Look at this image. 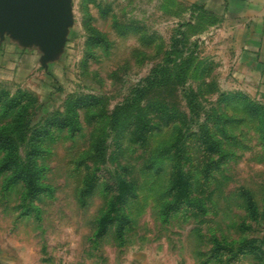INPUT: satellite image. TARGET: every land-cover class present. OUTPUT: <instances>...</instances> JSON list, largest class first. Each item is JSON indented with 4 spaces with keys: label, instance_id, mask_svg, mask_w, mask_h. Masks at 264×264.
<instances>
[{
    "label": "rangeland",
    "instance_id": "obj_1",
    "mask_svg": "<svg viewBox=\"0 0 264 264\" xmlns=\"http://www.w3.org/2000/svg\"><path fill=\"white\" fill-rule=\"evenodd\" d=\"M218 10L73 0L46 63L0 36V127L29 125L40 174L0 151V264H264V46Z\"/></svg>",
    "mask_w": 264,
    "mask_h": 264
},
{
    "label": "water",
    "instance_id": "obj_2",
    "mask_svg": "<svg viewBox=\"0 0 264 264\" xmlns=\"http://www.w3.org/2000/svg\"><path fill=\"white\" fill-rule=\"evenodd\" d=\"M73 0H0V36L38 45L44 63L62 49L73 24Z\"/></svg>",
    "mask_w": 264,
    "mask_h": 264
},
{
    "label": "trees",
    "instance_id": "obj_3",
    "mask_svg": "<svg viewBox=\"0 0 264 264\" xmlns=\"http://www.w3.org/2000/svg\"><path fill=\"white\" fill-rule=\"evenodd\" d=\"M156 73L157 72L155 71L153 75ZM150 80V78L147 80L148 83H150ZM145 85L147 86H141L137 90H135V96L133 97V100L131 102H128L125 106L121 107L117 112L113 114V126L118 123L123 114L132 112L129 110L134 108L140 109L146 90L155 86L154 83H150L149 87L147 83ZM191 109L194 108L191 106ZM30 132L31 131H29L28 124H23L20 122L18 123V121H15L10 125H4L3 127H0V151L5 152L1 167L2 171H8L12 174L14 181L23 183L28 190L35 192L37 190L38 179H40V174L37 171V156H28L26 160H24V162L22 161V158L20 156L21 145L25 143ZM35 153L37 154V150H35ZM97 154L100 159L103 158L104 151L99 147V145L97 147ZM121 223L123 228L124 222ZM122 228H120L121 231L124 230Z\"/></svg>",
    "mask_w": 264,
    "mask_h": 264
},
{
    "label": "crops",
    "instance_id": "obj_4",
    "mask_svg": "<svg viewBox=\"0 0 264 264\" xmlns=\"http://www.w3.org/2000/svg\"><path fill=\"white\" fill-rule=\"evenodd\" d=\"M211 3L219 7L227 23H232L226 28L245 31L249 40L255 39V45L261 41L264 46V0H211Z\"/></svg>",
    "mask_w": 264,
    "mask_h": 264
}]
</instances>
